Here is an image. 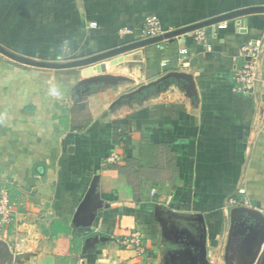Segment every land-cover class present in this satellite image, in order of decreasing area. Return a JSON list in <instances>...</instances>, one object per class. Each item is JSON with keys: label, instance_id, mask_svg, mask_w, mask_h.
<instances>
[{"label": "crops", "instance_id": "0c3cea01", "mask_svg": "<svg viewBox=\"0 0 264 264\" xmlns=\"http://www.w3.org/2000/svg\"><path fill=\"white\" fill-rule=\"evenodd\" d=\"M258 6L264 0H0V45L72 61L143 39L150 16L164 33ZM257 41L255 88L234 92L242 47ZM0 174L16 209L0 264H264L263 223L235 211L264 206V11L83 67L0 53ZM181 214L203 216L204 241ZM134 231L143 252L121 243Z\"/></svg>", "mask_w": 264, "mask_h": 264}, {"label": "built area", "instance_id": "2783aa9c", "mask_svg": "<svg viewBox=\"0 0 264 264\" xmlns=\"http://www.w3.org/2000/svg\"><path fill=\"white\" fill-rule=\"evenodd\" d=\"M95 24V23H94ZM130 32L128 29L124 30ZM162 27L159 19L156 16H150L145 20L142 35L144 37H151L162 33ZM196 40L205 41L206 36L203 32H197L195 35ZM244 54V62L241 66L237 67L233 76V91L237 93H249L255 88L258 80V63L261 57L260 43L250 42L242 47ZM187 51L185 48L181 49V56L179 60L186 57ZM111 160L116 159L113 154ZM240 194L246 193L244 188L239 189ZM232 205H240L248 203L247 199L233 197L230 199ZM260 212L264 215V206L259 207ZM16 217V209L10 198V189L7 182L0 176V233H4L8 227L13 223ZM122 245L128 248L135 249L143 252L145 245L142 235L139 231H134L121 240Z\"/></svg>", "mask_w": 264, "mask_h": 264}, {"label": "water", "instance_id": "95a60500", "mask_svg": "<svg viewBox=\"0 0 264 264\" xmlns=\"http://www.w3.org/2000/svg\"><path fill=\"white\" fill-rule=\"evenodd\" d=\"M264 11V7L262 6H258V7H248L245 9H240L238 11L229 13L227 15H222V16H218V17H214L211 19H207L205 21H201L199 23H195L174 31H168V32H164V33H160L158 35L155 36H151V37H147V38H143L140 39L138 41L126 44V45H122L119 47H115L112 49H108L106 51H102L100 53H97L91 57H86L83 59H77V60H72V61H61V62H50V61H42V60H38V59H33L30 57H26L23 55H20L16 52L11 51L10 49H7L3 46L0 45V52L4 53L6 56L10 57L11 59L18 61L20 63H24V64H29V65H33V66H38V67H51V68H58V69H62V68H70V67H83V66H89L91 64L94 63H98L108 59L112 56H115L119 53L125 52L127 50L133 49V48H137V47H141L150 43H154V42H158L161 40H165V39H173L175 36L180 35L182 33H186L188 31H192L201 27H205L209 24H213L216 22H219L221 20L224 19H229V18H233V17H238V16H242V15H248L250 13H256V12H263ZM98 71H105L106 66L105 64H100L98 66H96ZM92 73V69L91 68H87L86 69V74L90 75ZM100 79H108L109 77H99ZM97 181H98V176H96L92 182V185L88 191L87 197L84 201L83 204H85L89 198H91L95 192L96 186H97ZM235 211H245L249 214H252L253 216H255L257 219H259L263 225H264V215L256 209L253 208H248V207H238L235 209ZM233 211V212H235ZM179 217H183V218H187V219H194L198 225V229H199V234L200 238L202 241L205 240V223H204V219L203 216L200 214H195V215H179ZM264 243V234L260 239V243L259 246L261 247Z\"/></svg>", "mask_w": 264, "mask_h": 264}, {"label": "rangeland", "instance_id": "374dc122", "mask_svg": "<svg viewBox=\"0 0 264 264\" xmlns=\"http://www.w3.org/2000/svg\"><path fill=\"white\" fill-rule=\"evenodd\" d=\"M122 32H126V31H122ZM126 33H128V32H126ZM143 36V35H142ZM143 38H147V37H144L143 36ZM2 55H4V56H6L4 53H2V52H0ZM0 176L1 177H3V179L6 181V177H4V175H1L0 174ZM12 184V183H11ZM9 189H10V187H9ZM15 222H16V217H15V219H14V221H13V223L10 225V226H14L15 225ZM4 233H5V231H4ZM4 233H0V236H2ZM15 250V249H14Z\"/></svg>", "mask_w": 264, "mask_h": 264}, {"label": "trees", "instance_id": "16d2710c", "mask_svg": "<svg viewBox=\"0 0 264 264\" xmlns=\"http://www.w3.org/2000/svg\"><path fill=\"white\" fill-rule=\"evenodd\" d=\"M53 223H54V226L55 225H61V227H62L61 229H67V227H64L65 225L62 221L54 220Z\"/></svg>", "mask_w": 264, "mask_h": 264}]
</instances>
